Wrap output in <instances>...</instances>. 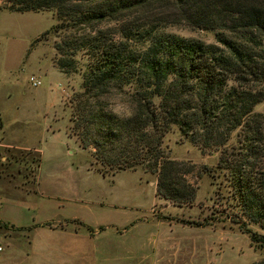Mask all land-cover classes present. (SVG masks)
Returning a JSON list of instances; mask_svg holds the SVG:
<instances>
[{"label":"trees","instance_id":"obj_1","mask_svg":"<svg viewBox=\"0 0 264 264\" xmlns=\"http://www.w3.org/2000/svg\"><path fill=\"white\" fill-rule=\"evenodd\" d=\"M0 10L52 12L55 24L33 44L51 33L54 67L81 75L71 130L94 149L98 172H149L158 197L191 205L193 165L159 154L162 137L176 129L201 152L219 154L205 171L235 211L233 224L264 247V236L245 228L264 231V113L254 112L264 102V0H3ZM181 23L214 31L215 44L162 30ZM125 85L133 119L87 111L90 99Z\"/></svg>","mask_w":264,"mask_h":264},{"label":"rangeland","instance_id":"obj_2","mask_svg":"<svg viewBox=\"0 0 264 264\" xmlns=\"http://www.w3.org/2000/svg\"><path fill=\"white\" fill-rule=\"evenodd\" d=\"M54 24L49 11L0 13V264H264V247L233 224L235 211L205 171L219 154L201 152L176 129L162 137L159 154L193 165L191 205L158 197L149 172L97 171L94 149H83L71 130L81 75L54 67L51 33L33 44ZM162 30L216 41L214 31L182 23ZM98 99L88 112L103 111ZM254 112L264 113V102ZM245 228L264 236L256 225Z\"/></svg>","mask_w":264,"mask_h":264},{"label":"clouds","instance_id":"obj_3","mask_svg":"<svg viewBox=\"0 0 264 264\" xmlns=\"http://www.w3.org/2000/svg\"><path fill=\"white\" fill-rule=\"evenodd\" d=\"M131 91L129 85H125L121 91L113 89L100 96L97 103L103 106V111L118 120H131L136 116V111L131 98L127 95Z\"/></svg>","mask_w":264,"mask_h":264},{"label":"crops","instance_id":"obj_4","mask_svg":"<svg viewBox=\"0 0 264 264\" xmlns=\"http://www.w3.org/2000/svg\"><path fill=\"white\" fill-rule=\"evenodd\" d=\"M3 12V10H0V13H2ZM0 139H1V137H0ZM65 233V235L68 237V238H75V237H77V234L76 233H72V232H66V231H62V232H60L61 234L62 233Z\"/></svg>","mask_w":264,"mask_h":264},{"label":"built area","instance_id":"obj_5","mask_svg":"<svg viewBox=\"0 0 264 264\" xmlns=\"http://www.w3.org/2000/svg\"><path fill=\"white\" fill-rule=\"evenodd\" d=\"M30 82H31L32 86H34V87H38V86H40V82L37 81V80H34L33 78L30 79ZM1 252H2V248H1V246H0V253H1Z\"/></svg>","mask_w":264,"mask_h":264}]
</instances>
